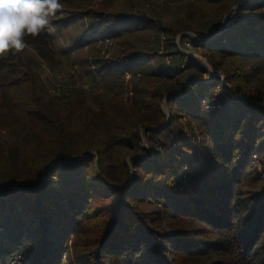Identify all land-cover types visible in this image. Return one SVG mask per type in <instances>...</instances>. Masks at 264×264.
I'll use <instances>...</instances> for the list:
<instances>
[{"label": "trees", "instance_id": "16d2710c", "mask_svg": "<svg viewBox=\"0 0 264 264\" xmlns=\"http://www.w3.org/2000/svg\"><path fill=\"white\" fill-rule=\"evenodd\" d=\"M60 2L48 27L90 18L75 46L92 44L112 96L97 109L80 90L46 99L39 68L66 66L48 27L25 35L22 52L0 56V125L33 131L21 151L0 139L8 169L0 170V262L20 252L29 264H60L66 253L75 264H264V191L244 188L252 162L264 165V0H186L185 16L198 25L181 30L118 12L119 0ZM98 34L113 51L98 47ZM144 36L151 43L142 46ZM229 58L240 62L234 72L223 68ZM210 64L224 80H204ZM216 100L218 110L205 107ZM45 169L57 185L44 184Z\"/></svg>", "mask_w": 264, "mask_h": 264}, {"label": "rangeland", "instance_id": "374dc122", "mask_svg": "<svg viewBox=\"0 0 264 264\" xmlns=\"http://www.w3.org/2000/svg\"><path fill=\"white\" fill-rule=\"evenodd\" d=\"M101 1L104 0H86V2L91 5H96ZM116 9L118 10V12L125 13H146L155 19L154 24L160 28L168 27L175 30H181L186 26V24L189 26L198 25V21L189 20L185 16L186 0H119ZM232 17H234V14L232 15ZM90 22V18L88 17L81 20L80 23L70 22L69 25H64L60 29H57L56 26L48 27V31L56 33L55 39L57 43L56 46L60 51L59 57L65 61L66 66L64 67V69H53L48 65V63L44 62L42 64V68H39L41 78L42 80H44L46 89L49 93L46 95L47 100L50 97H53L52 99L54 100L55 98L59 97H68L71 95L72 90H80L83 91L85 95H87L89 103L97 109L98 104L97 102H95L97 101V99H100L101 97L107 98L108 96H112V93L107 86L105 77H103V75L97 70V67H95L94 65V60L89 54L92 44L86 45L79 50L75 46V43L78 41V38L82 34V32H84L85 29L91 28ZM230 23L231 22L227 21L225 27H228ZM160 32L162 49L164 51L165 38L168 37L169 33L164 31L163 29H161ZM98 35V47L103 49L104 53H107L110 50L113 51L114 47L112 46V39H106L102 36V34ZM138 42L142 46L151 43L149 37L146 36L141 38ZM190 52L196 55L197 58L201 59V64H208V59L204 57V50L193 45ZM27 54L35 56V50H33L32 47H29ZM110 55L111 53L107 54L108 57ZM165 60L166 57H164L163 62L169 65L170 63ZM222 64L223 68H226L232 72H234L237 67L240 66V62L231 58L223 59ZM245 66H248V71L250 72V74L254 73L252 69L254 68L253 65ZM209 67H211L212 71H209L205 75L204 80L213 83V81H215L218 77H221L223 80L225 79V75L222 71L215 70L211 64L209 65ZM125 74V97L132 99L134 97L133 88L135 84V78H132L133 75L130 71H126ZM158 85L163 86L159 83ZM116 88L118 90L119 86H117ZM116 88L115 91H117ZM1 101L2 89H0V103ZM164 105L165 110L170 116V110L167 104L165 103ZM205 107H207L206 103ZM3 112H6V110L3 109ZM183 121L187 122V118H184ZM193 122L194 124H197L196 120H193ZM142 136L144 139H146V130L142 131ZM31 137H33V131L19 121L11 120V123L9 125H0V139L4 141V146L5 148H8V150L12 149V144L16 145L19 151L23 150V141L30 140L29 138ZM145 144L149 146L153 152H156L155 147L150 146L147 142ZM13 148L15 150V147ZM259 161L260 159L258 157L255 159V161L252 162V171L249 174V180L252 181L250 182L251 185L249 183L247 185H244V188H247L248 191H264V165H259ZM0 170L2 171V173L7 174L8 169L5 160H0ZM44 172V184L57 185L56 177L54 175L46 176V174L48 173L46 169L44 170ZM7 176L9 177L10 175ZM75 242L77 244L73 248L75 250L76 259L79 260L82 259L81 257L83 256V246L79 239L76 238ZM69 258V254H63L59 260L60 264H75Z\"/></svg>", "mask_w": 264, "mask_h": 264}, {"label": "clouds", "instance_id": "9594fccd", "mask_svg": "<svg viewBox=\"0 0 264 264\" xmlns=\"http://www.w3.org/2000/svg\"><path fill=\"white\" fill-rule=\"evenodd\" d=\"M63 7L60 0H0V56L22 52L25 35L38 37Z\"/></svg>", "mask_w": 264, "mask_h": 264}, {"label": "built area", "instance_id": "2783aa9c", "mask_svg": "<svg viewBox=\"0 0 264 264\" xmlns=\"http://www.w3.org/2000/svg\"><path fill=\"white\" fill-rule=\"evenodd\" d=\"M229 22H231V21H229ZM192 44L193 43L191 41H187L186 42V46L184 47V49L187 52H190V50L193 47ZM166 60H167L168 63L171 62L169 57H166ZM206 105H207V107H209V108H211L213 110H218L219 108L222 107V103L220 101H218V100H216L214 102H206ZM258 164L262 165V163L260 161H259ZM0 264H29V260H28L26 255H24L23 253L18 252V253H15L14 255H12L7 260L0 262Z\"/></svg>", "mask_w": 264, "mask_h": 264}, {"label": "water", "instance_id": "95a60500", "mask_svg": "<svg viewBox=\"0 0 264 264\" xmlns=\"http://www.w3.org/2000/svg\"><path fill=\"white\" fill-rule=\"evenodd\" d=\"M225 24H227V21H225ZM212 71V70H211ZM43 182H44V180H43Z\"/></svg>", "mask_w": 264, "mask_h": 264}]
</instances>
